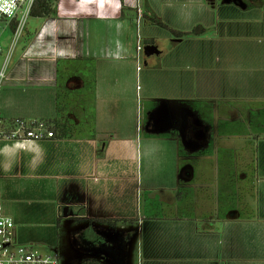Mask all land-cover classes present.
I'll return each instance as SVG.
<instances>
[{
    "label": "crops",
    "instance_id": "obj_1",
    "mask_svg": "<svg viewBox=\"0 0 264 264\" xmlns=\"http://www.w3.org/2000/svg\"><path fill=\"white\" fill-rule=\"evenodd\" d=\"M169 1L55 0L54 14L30 17L34 23L21 37L18 60L9 62L2 78L1 120L50 121L57 114V61L92 60L96 65L95 137L56 134L26 150L0 143V212L14 218L19 243L36 245L34 241L42 238L33 231L34 225L40 221L62 224L64 208L69 206L71 216L89 221L94 231L89 238L83 226L74 232V241L100 262L109 258L115 264H129L135 231L136 264H264V140L247 136L239 122L229 130L223 120L215 124L217 114L225 115L220 106L225 99L238 103L232 113L240 120L264 111V45L249 49V60L255 64L245 69L224 62L219 45L181 47L184 56L166 63L165 57L169 61L168 54L181 46L174 44L183 43L188 34L161 39L155 23L138 17L140 4L145 14H156L180 31L197 24L207 29L211 22L195 17H204L203 11L209 10L211 17L220 12V8L210 9L216 0H191L198 6L189 9L175 8ZM224 2L249 9L243 0ZM180 15L181 19L175 18ZM143 23L159 51L150 57L144 52L145 68L141 56L148 44L142 46ZM11 46L6 48L13 53ZM203 51L207 53L200 64L187 63L189 53ZM135 60L137 69L131 77ZM114 68L123 77L113 81L108 74ZM133 79L136 84L145 81L146 89L137 84L132 94ZM141 95L150 102L145 126L139 125ZM239 139H244V145H239ZM251 144L256 158L260 156L253 177L246 165L241 164L239 171L235 166L236 151L249 159L246 148ZM170 162L171 184L157 186L156 180L165 178L160 167ZM206 164L210 172L199 175ZM157 188L162 190L158 198L163 202L167 201L164 192L173 193L175 202L167 201L173 204L169 211L156 214L151 205L142 214L138 208L131 210L130 199L142 201L146 192L156 201ZM212 192L221 197L217 217L210 214ZM239 195L251 204L250 217H240L237 206L227 209L233 201L225 198ZM182 196L191 198L188 208ZM96 217L117 220L99 222Z\"/></svg>",
    "mask_w": 264,
    "mask_h": 264
},
{
    "label": "rangeland",
    "instance_id": "obj_2",
    "mask_svg": "<svg viewBox=\"0 0 264 264\" xmlns=\"http://www.w3.org/2000/svg\"><path fill=\"white\" fill-rule=\"evenodd\" d=\"M168 0H163V3L165 4ZM244 2H251L254 4L253 8H249V9H243V10H239L236 9L233 5L231 4H227L224 2V0H216L215 1V7L212 8V6L210 5V9H219L220 8V12L219 10L218 15L216 17H211L210 11H203L202 15L204 17H195V19H201L204 18L206 20H208L207 22H211L210 25L208 26L207 29H204L205 27L197 24L196 26H194V28H192L191 30H188V35L184 38V42H178V43H172L174 45H181V46H177V48H173L176 50H172V52L169 55V57L171 58L169 61H166V58H168V56L165 57V61L166 63H170V62H175V58H178L183 55V51L181 47L184 46H198V47H216V45H219L220 47H222V49H224V53H223V61L224 62H229L231 65L233 66H238L240 68H244L247 66H250V64H255L253 62H251L250 56L248 54L249 49L252 50V47H263L264 45V0H262V4L258 5V3L261 0H243ZM171 5H174L175 8H183V9H189V8H195L196 6H198V4L195 2L193 3V1L191 0H171L169 1ZM207 3V2H205ZM140 8L142 9V13H144V15H142V13H140V15L138 17H146L145 16V8L143 4H140ZM140 9V10H141ZM194 10V9H191ZM178 11V10H177ZM137 11H135L136 13ZM126 15V12H125ZM124 15V16H125ZM208 16V17H206ZM133 17H137V16H133ZM176 19H181V15L180 17H175ZM28 22L30 23L28 25L27 23V27L29 28L31 26V24L34 23V21L31 20V18L28 19ZM166 23V22H165ZM199 23V22H198ZM167 24V23H166ZM168 25V24H167ZM169 26V25H168ZM26 27V28H27ZM170 27V26H169ZM141 30H142V34L144 33L145 35V39L141 38L142 40V46L144 47L145 44V40L149 37H147V31H146V25L145 23H143L140 26ZM197 28L198 31L194 32V29ZM156 35L158 37H160L161 39H167L168 37H174L175 38V34L173 32H169V30L167 28H164L162 26H159L156 24ZM27 29H25L26 31ZM25 33V32H24ZM133 33L134 35L137 34L136 31V23L134 25L133 28ZM99 35H101L99 33ZM170 35V36H169ZM102 36V35H101ZM198 36L200 39H198ZM147 37V38H146ZM177 37V36H176ZM22 41L23 38L19 39L18 42L15 44L14 43V33L12 32V29L8 26L7 22L5 20H0V45L3 48V53L0 54V70L3 67L4 64V60L6 58V56L9 54L8 51L9 49L6 48V46H11V48L13 49V53H11V63L10 65L14 64L17 60H18V54L21 50V45H22ZM15 44V45H14ZM172 49V48H171ZM209 52V51H208ZM207 51H203L202 53H189L190 57L187 60V63H191L192 65L194 64H200L201 60L204 59V57L206 56ZM180 54V55H179ZM179 55V56H178ZM134 56H136V50L134 53ZM169 59V58H168ZM145 60H147V57H145L144 55V50L141 56V66L142 68H145ZM161 63L162 61L159 60ZM158 62V64L160 65L161 63ZM62 64V68H64V66L69 65V68H72L74 73L72 75V77L68 78L66 80V87L70 88L71 91H75L76 96L74 97V102L72 105V107L70 108V111L68 112L67 117L70 119H73V121H75V123H81L80 124V131L82 132V136L83 137H87L86 135H88L89 133H91L93 131V117H94V112L95 109L93 108L92 104L94 101V91H92V93L85 95V97L83 95H79L76 92H78L79 90H84L87 89L89 86L94 85V82L92 81V78L90 79L91 82L88 84V81L85 80L83 77H81V74H78V68L79 67H89V69H91V65H95L94 61H88L89 64L84 63L82 61H70V62H61ZM250 63V64H249ZM73 64V65H71ZM75 64V65H74ZM165 64V63H163ZM171 64V63H170ZM89 69H85L88 70L86 71L87 76L91 77L96 74V70L92 71ZM137 69L136 66V60H135V65L130 67V71L129 73H131V77L132 74L134 76L135 74V70ZM84 70V71H85ZM66 73V71H65ZM103 73V72H102ZM119 73V74H118ZM104 76V75H102ZM109 78L111 80L114 81V78L117 77V80H119L121 77H123V74L121 73L120 70H117V68L113 69V72H110L108 74ZM134 80V79H133ZM135 81V80H134ZM139 84L140 88H142L144 86V88L146 89V83L145 81L137 83ZM137 84L136 81L134 83V85L130 87V92L133 94V91H137ZM85 86V87H84ZM152 88L153 85H151ZM143 93L145 94V90L143 91ZM74 94V93H73ZM111 95L113 96L114 93L113 91H111ZM86 99V106H84L83 108L79 107V101L81 99ZM85 103V100H84ZM149 104L150 102L146 99L145 96L141 95V99H140V106H142V120L140 119L139 121V125H144L146 124L145 122V112H147V110L149 109ZM238 103H235L234 101L231 100H223L220 101V106H222L224 108V116H219L218 114L215 116V124H217V122H222L223 120V127L226 128V130H229L230 126H232V123H240V127L244 128V133L247 134V136H252V135H258V139L259 140H264L263 138H259L261 136H264V111L262 112H256L252 114L251 116H242L241 120L238 119V116H233L234 114L232 113L233 107H236ZM255 105H259V102L256 103ZM83 107V106H82ZM77 110H81V115L80 117L76 116L74 112H76ZM77 114V113H76ZM79 114V113H78ZM77 114V115H78ZM141 115V114H140ZM233 118H235V120H232ZM144 119V120H143ZM225 120V121H224ZM232 120V121H231ZM236 121V122H234ZM82 128V129H81ZM241 130V129H240ZM257 139V141H259ZM253 141L255 142V138H253ZM239 145H244V139H239ZM250 144V143H249ZM251 146V147H250ZM183 149V147H182ZM247 151H249L250 153V158L248 159V157H242L241 152L238 150L236 151V155H237V159L235 162V166L237 171H239V169L241 168V164L245 167H247V173L251 174V176L253 177L256 173L255 171H253L254 169H256L255 167H257L258 161L260 160V156L259 158H256V156L254 155L256 149H254L253 145H249V147L246 148ZM83 151V149H82ZM183 151V150H182ZM168 158V157H167ZM172 162V160H171ZM167 164L161 166L160 168L162 169L164 167V173H165V178L164 180H160L157 179L156 180V184L157 186H164V185H169L171 183H169V179H170V172L172 170V165ZM260 163V161H259ZM199 167V166H198ZM203 169V168H202ZM204 173L199 174V175H205V171L210 172V166L209 165H205L204 166ZM200 170V167L196 170V172H198ZM203 172V171H202ZM207 173V172H206ZM259 174L261 175V171H259ZM197 176V175H196ZM160 178V176H159ZM168 179V182H167ZM197 179V178H196ZM213 191V188H210ZM161 189L157 188L156 191H154L156 193V201L154 200L155 197H151L149 195H147V192L144 194V197L142 199V201L140 200V197L138 198V200L134 197L131 198L130 201L131 202V210L135 211L139 210V213L142 214L143 212L145 213V211L147 210V207H149L151 205L152 209L151 212L156 214L160 211H169L170 206L172 207L173 204L168 203L167 201H170L172 203L175 202V199L173 200L172 196V192L167 191L164 192V199L167 200L165 202L159 200L158 196L161 194ZM165 191V189H164ZM179 192V191H178ZM217 192H212L211 193V198L209 200V206L211 205L212 208V213H210L213 216L217 217L219 216L220 212H219V207H220V202H221V197H219L220 193L218 194V196L216 197ZM174 196V195H173ZM175 197V196H174ZM230 197V196H229ZM175 198H178L177 196ZM182 202L186 203L185 207L188 208L189 203L191 201V198L189 197H184L182 196ZM244 201L247 202V204L251 205L248 200L243 197ZM159 200V201H158ZM194 200L197 201V199L194 198ZM225 200H228V202L232 203V205H226L227 209L229 210H233V206H237V212L239 214L242 213H249V208L250 206H248L247 208H243L241 206V201L242 198L239 196H236L235 198H225ZM162 202V203H159ZM138 204V206H137ZM205 204H208V201H205ZM232 206V207H231ZM238 206L241 209H238ZM216 208V209H215ZM235 209V208H234ZM144 210V211H143ZM215 210V212H214ZM241 211V212H240ZM251 212H253V209L251 210ZM163 215V214H162ZM157 216V215H156ZM214 217V218H215ZM79 217L76 216H71V217H65L63 218V223L59 224V223H47L45 221H40L38 224L34 225L33 227V231L35 232V234L38 237H41L42 239H38V241H34V244L36 245H32L29 244L30 246H33L34 249L40 250L42 253L46 254V255H53L54 253L58 252L59 256V260L57 264H115L114 261H112L111 259L107 258L106 260L100 262V260L98 261L97 258L95 259V256L91 253V252H87L83 247H81V244H78L77 242H75L74 240V232L75 231H79L83 228V226L85 227L86 233L91 234V236L89 238H92L94 235V231H92L91 227H90V222H83V221H78ZM201 224V229L202 226L204 225V223L202 221H200ZM90 227V228H89ZM135 230L137 229V226H135ZM82 231V230H81ZM92 231V232H91ZM136 232H133V244H130V247L132 249V252L130 253L131 259H130V263L129 264H136V254L133 253L136 249ZM83 248V249H82ZM94 258V260H93Z\"/></svg>",
    "mask_w": 264,
    "mask_h": 264
},
{
    "label": "built area",
    "instance_id": "obj_3",
    "mask_svg": "<svg viewBox=\"0 0 264 264\" xmlns=\"http://www.w3.org/2000/svg\"><path fill=\"white\" fill-rule=\"evenodd\" d=\"M36 0H0V20L7 24L15 22L14 43L24 35L31 10ZM142 47L139 46V50ZM3 48L0 45V54ZM12 50L6 56L0 71V88L2 78L9 65ZM53 131L45 120L28 122L16 120L5 123L0 118V143H12L20 149L26 150L47 137H53ZM58 253L46 255L34 249L29 244H22L16 240V224L14 218L0 212V264H57Z\"/></svg>",
    "mask_w": 264,
    "mask_h": 264
},
{
    "label": "trees",
    "instance_id": "obj_4",
    "mask_svg": "<svg viewBox=\"0 0 264 264\" xmlns=\"http://www.w3.org/2000/svg\"><path fill=\"white\" fill-rule=\"evenodd\" d=\"M54 2L55 0H36L32 10H31V16L33 17H44V16H50L52 14H54L56 12L55 8H54ZM262 4V0L258 3V5ZM254 4L251 2H246V7L251 8L253 7ZM146 18L149 19L151 22L162 26L164 28H167L168 30H170L171 32H173L175 34V36H177L176 38H182L183 36L187 35L189 32L188 31H180L177 29H173L171 27H169L162 18H160L158 15L156 14H145ZM11 27L13 29H15V22H13L11 24ZM198 31L197 28L194 29V32ZM146 44H152L153 43V39L152 38H147L145 40ZM88 61H92V60H88ZM88 61H86L87 64ZM61 61L58 60L57 61V79H56V85H57V103H56V110H57V114L56 117H54L53 119H50V121L46 120L48 122V124L50 125V129L53 131V134L55 137L56 134L61 136V137H68V136H72V134L77 133L80 134L82 136V132L80 131V124L81 123H75V121H73V119H70V117L68 118V112L70 111V108L72 107L71 104H73L74 102V97L76 96L75 91H71L70 88L66 87V80L68 78H70L74 71L72 68H69L70 65H66L64 66V68H62L61 65ZM85 69H89V67H79L77 73L81 74V77H83L84 82L85 80L88 81V84L91 82V78L92 81L94 82V85L89 86L88 90L85 89V91L79 90L78 92H76L77 94H81L85 97V95L92 93V91H94V101H93V108L95 109V87H96V77L93 73V76L88 77ZM85 70V71H84ZM92 71H95V66L91 65V69ZM66 71V73H65ZM85 87V86H84ZM74 93V94H73ZM85 100V103H84ZM87 98L86 99H81L79 102V107L84 109V104H86ZM83 106V107H82ZM76 116L80 117L81 115V110L79 112V110H77L76 112H74ZM78 115H77V114ZM81 118V117H80ZM93 131L91 133H89L88 135H86L88 138H94L95 137V112H94V117H93ZM82 129V128H81ZM240 197L242 198L241 206L243 208H247L248 206H250L249 204H247V202L244 201L243 197L240 195ZM232 207V206H231ZM235 207V206H233ZM238 209H241L238 206ZM249 213H242L240 214V217H250L251 216V206L249 208ZM99 222H105V221H109V222H114L115 220H117V218H104V217H96L94 218ZM59 255V254H58Z\"/></svg>",
    "mask_w": 264,
    "mask_h": 264
},
{
    "label": "water",
    "instance_id": "obj_5",
    "mask_svg": "<svg viewBox=\"0 0 264 264\" xmlns=\"http://www.w3.org/2000/svg\"><path fill=\"white\" fill-rule=\"evenodd\" d=\"M144 52H145V55L147 57H150L153 54H158L159 53L158 46L155 44H148V45H146ZM72 214H73V212L69 211V206H66L64 208V216H68V215L71 216Z\"/></svg>",
    "mask_w": 264,
    "mask_h": 264
}]
</instances>
